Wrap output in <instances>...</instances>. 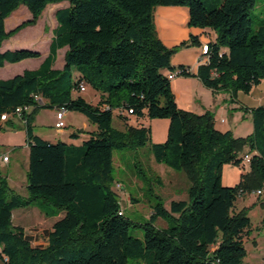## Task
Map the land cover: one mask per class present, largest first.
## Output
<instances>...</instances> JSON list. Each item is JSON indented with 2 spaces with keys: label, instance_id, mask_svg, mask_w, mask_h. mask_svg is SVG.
Returning <instances> with one entry per match:
<instances>
[{
  "label": "trees",
  "instance_id": "16d2710c",
  "mask_svg": "<svg viewBox=\"0 0 264 264\" xmlns=\"http://www.w3.org/2000/svg\"><path fill=\"white\" fill-rule=\"evenodd\" d=\"M61 1L0 0V68L42 55L1 48L7 38L35 25L49 4ZM66 1L69 5L56 11L50 51L39 68L0 79V118L18 106H65L97 128L80 145L51 142L33 132V113L23 112L30 148L28 195L17 193L0 173V264H253L245 262L251 217L235 207L242 192L253 185L264 188V105L251 108L253 131L246 137L218 129L211 111L180 108L168 72L182 68V76L193 73L173 65V55L202 43L191 31L188 40L166 46L155 11L186 6L191 29L216 33L207 41V61L196 75L207 87L229 90L235 97L240 91L251 93L264 80V22L252 33L250 14L257 0ZM22 4L31 17L7 31L6 19ZM63 47L65 64L54 68ZM82 83L99 93L98 103L76 94ZM35 94L46 101L40 104ZM114 114L125 129L113 125ZM131 116L140 124H130ZM147 117L169 119L166 140L150 148L159 163L184 171L191 184L187 200L174 199L169 208L158 202L150 221L139 222L126 215L113 188L114 151L151 142V126L141 122ZM245 153L252 154L250 171L240 183L224 185L223 166L243 165ZM36 202L64 212L44 246L33 245L13 222L15 209ZM158 217L169 225L157 227ZM132 227L142 228L144 237L134 235Z\"/></svg>",
  "mask_w": 264,
  "mask_h": 264
},
{
  "label": "rangeland",
  "instance_id": "374dc122",
  "mask_svg": "<svg viewBox=\"0 0 264 264\" xmlns=\"http://www.w3.org/2000/svg\"><path fill=\"white\" fill-rule=\"evenodd\" d=\"M164 7V6H160ZM186 7V6H185ZM52 5L47 6L39 17L37 26H27L15 35L7 38L3 42L2 51L12 44V47H20L31 50L42 51L52 36V30L56 26L55 15L52 11ZM253 19L252 33H255L259 26L264 22V0H257L255 6L250 11ZM31 13L26 5L22 4L6 20L7 31L15 28L21 22L29 19ZM35 24V25H36ZM15 50V49H12ZM11 50V51H12ZM33 61L26 63L30 69L39 57H32ZM34 62V63H33ZM7 64H11L8 62ZM58 66V65H57ZM4 77L7 65L0 68ZM263 88H264V80ZM94 89L87 85L86 92L76 91V94L84 93L89 98ZM229 96V95H228ZM247 98V95H242ZM185 99L186 96H182ZM46 101V100H45ZM185 101V100H184ZM183 101V102H184ZM50 107H43L49 109ZM72 111V110H70ZM81 113V112H80ZM215 123H218L220 117L225 119L224 123H219L223 130L229 128L235 137H246L253 131L252 116L244 108L220 109L217 105L213 112ZM42 123L37 127L38 131L54 133V121L51 116L42 112ZM73 123H68L64 127L65 133L61 138H54L56 141L66 142V133L78 125L80 120L73 117ZM133 125L140 124L136 118L129 117ZM145 125L151 126V142L145 146L133 148L127 147L116 149L114 151V183L113 188L118 192L121 199L124 212L130 218L139 221H150L152 207L158 202H162L169 208L172 199H185L189 197L188 189L190 180L187 174L182 170L174 169L164 163H159L150 148L152 142L160 143L166 140L169 119L167 118H145L142 120ZM113 125L119 129H125L126 124L117 114H114ZM25 129L19 127L10 121L7 128H0V173L8 176L11 187L19 194L28 195L27 190V168L28 160H23L22 153H11L15 144H25ZM22 152V151H21ZM11 156V161L7 163L4 156ZM250 171L249 164L242 165L227 163L222 169V183L224 185H235L243 179V174ZM254 189L248 192H242L236 202V210L246 209L251 217V234L245 239V247L248 251L245 258L246 263L264 264V188L258 189V185H253ZM261 192H258V191ZM41 201V200H40ZM48 212V215L46 214ZM57 209L50 203L40 204L36 202L28 206L20 207L14 210V225L22 227L25 235L35 246H44L48 243L49 232L53 228V222L56 221ZM170 221L163 217H158L155 224L159 228L167 227ZM131 232L140 238L144 237L142 228L132 227Z\"/></svg>",
  "mask_w": 264,
  "mask_h": 264
},
{
  "label": "crops",
  "instance_id": "0c3cea01",
  "mask_svg": "<svg viewBox=\"0 0 264 264\" xmlns=\"http://www.w3.org/2000/svg\"><path fill=\"white\" fill-rule=\"evenodd\" d=\"M50 5H52L53 7L52 11L56 19V11L59 8L67 7L69 5V2L65 0L59 3H51L48 6ZM155 20H156V26H157V31L159 33V36L164 42V44L168 47L176 46L180 44L182 41L188 40L191 31L194 32L195 34H199V40L202 44L206 43L209 40V38L211 37L215 38L216 36V33L211 29H198V28L191 29L188 26L189 11H188V8L185 6H164V7L159 6L156 8V11H155ZM57 24L58 22L56 19V26ZM37 25L38 24L32 25L31 27L37 26ZM52 36H53V30H52ZM52 36L50 40L48 41L47 45L41 51L42 55L35 60L36 61L35 63L33 62L34 65L31 66L30 69L39 68L44 58L49 54V51H50L49 46L51 43ZM17 48H20V47L13 48L12 44H10L9 46L6 47L5 50H12V49H17ZM66 50H67V47H63L57 51V59L54 64V68H62L64 66ZM201 56H202L201 46L184 47L173 55V58H172L173 65L186 66L193 73V75H188V76H177L176 78L172 80V90L175 94L176 101L180 108L190 110L198 114H203L207 111L213 112V109L217 105L220 107V109H225V108L238 109L242 107L245 110H247V112L252 116L251 108L264 105L263 82L257 87H255L251 93L246 94L240 91L235 97L232 96L231 91L229 90H225V89L213 90L207 87L201 81V79L196 75L198 71V67L201 64V62L199 61ZM32 59L34 58L32 57L26 58L22 61L11 63V64H7L8 62H6L4 66L7 65L8 70L5 71V75L6 76L11 75L10 77H13L17 74L23 73L24 70L29 69L26 66V63H28L29 61H33ZM3 77H4V74L0 73V79L10 78V77H5V78ZM242 95H247V98H244ZM83 96H84V93H83ZM182 96H186L185 99H183ZM84 98L88 102L96 104L99 101V93L97 91H94V93L89 98H86L85 96ZM43 101L45 102V99H43ZM57 107L58 106H53V107H50L49 109L42 110L41 108L35 105H32L26 111L27 114L30 112L33 113L31 117L33 132L39 135L40 137L46 140H49L51 142H56L57 139L55 140L54 138L57 137L59 139L61 138L59 136L65 133L64 128L57 129L55 127V123L57 120V109H56ZM43 111H46V113L49 114V116H51V119H53L54 127H55L54 133L49 132L47 129L45 131L37 130V127H39V125L42 123V120H43L42 119ZM23 115H24L23 113L20 116L13 115L8 120L0 119V128H7L8 123L12 121L13 124L18 125L19 127L24 126V129L26 131V127H25L26 119L24 118ZM73 117L75 118L78 117L80 122L78 123L77 126H75V129H72L66 133L65 140L68 143L80 145L89 137L90 132L95 130L97 126L95 123L91 122L89 118L83 113H80L78 111H70L68 109L64 115L65 124H67V122L73 123V120H74ZM131 117L132 119L135 118L133 116ZM128 122L131 124L132 120H128ZM141 122L145 125L143 121ZM216 122H218L216 123V127L218 129L222 131L231 130L229 128L223 130L218 126L219 123L225 122V119L223 117H220V119ZM73 132L77 134L74 137L72 136ZM14 152L17 154V156H19V154L22 153L21 155L23 157V160L26 157V160H28V165H29L30 148H29L28 141H27V133H25V144H15L14 148L11 149V153H14ZM5 161L9 163L11 161V156H8V160H5ZM242 166L244 167L245 164H243ZM63 216H64L63 211L58 213L55 216L57 218L56 221L59 220ZM13 221H14V211H13ZM56 221H54L53 224Z\"/></svg>",
  "mask_w": 264,
  "mask_h": 264
},
{
  "label": "built area",
  "instance_id": "2783aa9c",
  "mask_svg": "<svg viewBox=\"0 0 264 264\" xmlns=\"http://www.w3.org/2000/svg\"><path fill=\"white\" fill-rule=\"evenodd\" d=\"M208 50V42L202 44L201 46V52H202V56L200 57L199 61L201 63H204L207 61V57L205 56V53ZM182 68H177L176 70L172 71V72H168V77L170 80H173L174 78H176L177 76H182ZM87 90V85L86 84H81L79 86V91L80 92H85ZM35 100H38L40 104L44 103L43 98L41 96H39L38 94L34 95ZM32 105H25V106H18L15 111L12 112H5L1 115V120H8L11 116L13 115H21L24 111H27ZM57 120L55 123V127L57 129H62L66 126L65 124V120H64V115L67 111V108L65 106H58L57 108ZM132 110H127L125 111L126 114L131 113ZM252 154L251 153H245L244 154V158H243V164H249L250 160H251ZM4 160H8V156H4ZM258 192H261L260 190Z\"/></svg>",
  "mask_w": 264,
  "mask_h": 264
}]
</instances>
